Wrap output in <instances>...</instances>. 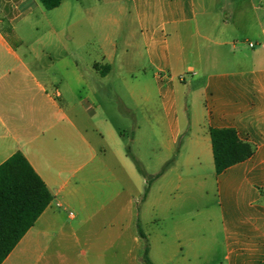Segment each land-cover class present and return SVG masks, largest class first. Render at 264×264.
<instances>
[{"label":"crops","instance_id":"crops-1","mask_svg":"<svg viewBox=\"0 0 264 264\" xmlns=\"http://www.w3.org/2000/svg\"><path fill=\"white\" fill-rule=\"evenodd\" d=\"M126 2L73 104L0 27V166L22 153L53 196L2 264H143L139 229L153 264H264V0ZM211 129L253 155L217 175Z\"/></svg>","mask_w":264,"mask_h":264},{"label":"rangeland","instance_id":"rangeland-1","mask_svg":"<svg viewBox=\"0 0 264 264\" xmlns=\"http://www.w3.org/2000/svg\"><path fill=\"white\" fill-rule=\"evenodd\" d=\"M37 2L30 14L17 19L14 30L9 29L8 20L18 15L19 10L5 9L6 17L0 27L16 35L11 39L20 47L19 53L32 57L34 69L45 72L52 82H57L65 102L73 104L76 62L83 67V61L89 63L97 59L104 49L110 50L113 43L119 51L122 49L129 17L121 8L127 6V2L62 0V7L53 11H47Z\"/></svg>","mask_w":264,"mask_h":264},{"label":"trees","instance_id":"trees-1","mask_svg":"<svg viewBox=\"0 0 264 264\" xmlns=\"http://www.w3.org/2000/svg\"><path fill=\"white\" fill-rule=\"evenodd\" d=\"M47 11L60 7L61 0H39ZM213 158L216 174L249 159L253 147L242 142L234 129H211ZM135 164L146 179L145 194L152 182L138 161ZM53 196L46 184L35 172L22 153H16L0 166V264H2L36 220L46 210ZM144 242L143 264H153L149 258L146 238L138 230Z\"/></svg>","mask_w":264,"mask_h":264},{"label":"built area","instance_id":"built-area-1","mask_svg":"<svg viewBox=\"0 0 264 264\" xmlns=\"http://www.w3.org/2000/svg\"><path fill=\"white\" fill-rule=\"evenodd\" d=\"M251 46H253V45H251Z\"/></svg>","mask_w":264,"mask_h":264}]
</instances>
